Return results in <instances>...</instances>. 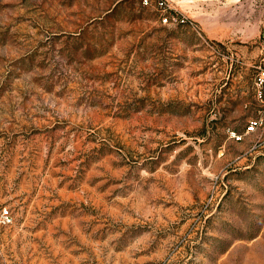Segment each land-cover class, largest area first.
Here are the masks:
<instances>
[{
  "label": "rangeland",
  "instance_id": "374dc122",
  "mask_svg": "<svg viewBox=\"0 0 264 264\" xmlns=\"http://www.w3.org/2000/svg\"><path fill=\"white\" fill-rule=\"evenodd\" d=\"M158 1L0 0V264H264V0Z\"/></svg>",
  "mask_w": 264,
  "mask_h": 264
},
{
  "label": "built area",
  "instance_id": "2783aa9c",
  "mask_svg": "<svg viewBox=\"0 0 264 264\" xmlns=\"http://www.w3.org/2000/svg\"><path fill=\"white\" fill-rule=\"evenodd\" d=\"M148 2V0H145ZM158 4L161 9L166 13L163 17V21L166 23H186L189 21L188 17L183 13L179 12L177 9L173 8L168 0H159ZM255 93L257 100L263 106V114L252 118L247 126V131L251 132L256 129V127L263 125L264 123V68H260L259 72L255 77ZM0 219L1 222L7 223L10 219V213L7 208L0 207Z\"/></svg>",
  "mask_w": 264,
  "mask_h": 264
},
{
  "label": "crops",
  "instance_id": "0c3cea01",
  "mask_svg": "<svg viewBox=\"0 0 264 264\" xmlns=\"http://www.w3.org/2000/svg\"><path fill=\"white\" fill-rule=\"evenodd\" d=\"M263 43H264V41H263Z\"/></svg>",
  "mask_w": 264,
  "mask_h": 264
}]
</instances>
